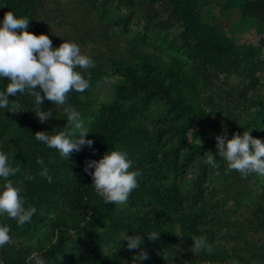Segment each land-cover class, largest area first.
Listing matches in <instances>:
<instances>
[{
  "label": "trees",
  "instance_id": "1",
  "mask_svg": "<svg viewBox=\"0 0 264 264\" xmlns=\"http://www.w3.org/2000/svg\"><path fill=\"white\" fill-rule=\"evenodd\" d=\"M0 4V20L6 11L26 16L29 31L48 34L54 47L74 41L94 60L80 69L88 89L70 92L66 105L43 101L54 113L47 121L32 110L29 92L9 96L18 112L0 109V150L19 168L10 179L37 208L23 225L0 215L12 237L0 247V264H32L33 251L46 264H264V175L227 170L216 149L225 132L230 139L251 129L264 142V0ZM248 30L256 43H239ZM68 105L82 113L94 144L66 160L34 135L67 127ZM114 148L128 150L141 171L125 204L105 202L84 171L86 159ZM212 152L218 167L207 163ZM39 159L51 182L39 175ZM124 233H140L145 259L118 243Z\"/></svg>",
  "mask_w": 264,
  "mask_h": 264
},
{
  "label": "clouds",
  "instance_id": "2",
  "mask_svg": "<svg viewBox=\"0 0 264 264\" xmlns=\"http://www.w3.org/2000/svg\"><path fill=\"white\" fill-rule=\"evenodd\" d=\"M4 6L0 4V7ZM29 23L28 17L16 15L13 11H6L0 20V80L10 78L0 88V109L18 112L20 105L12 104L9 96L29 92L35 97L32 110L43 123L54 115L50 108L42 107L45 99L54 105H66L70 92H83L90 87L89 77L80 69L93 67L94 60L84 54L80 45L74 41L64 40L58 47H54L48 34L29 31ZM64 111L67 113V127L56 132L37 131L34 136L36 140L58 150L67 160L73 151H81L85 146L92 148L94 141L87 138L90 131L82 113L70 105ZM216 149L218 156L227 162V170H237L243 177L251 173L264 175V142L254 137L251 129L242 134L233 133L230 139L226 132L217 135ZM216 157L214 153L207 156V163L218 167ZM38 163L43 166L39 175L51 182L52 175L44 161L39 159ZM133 164L128 150L114 148L99 159H86L84 171L92 176V185L105 202L125 204L132 191L139 186L141 171L133 168ZM18 171L19 168L10 162L9 154L0 150V215L7 214L18 225H23L31 221L37 208L34 205L26 206L22 186L10 179ZM27 179L35 177L29 175ZM10 233L11 226L0 223V247L11 242ZM146 233L150 239L159 235V231ZM122 239L127 241L128 249H141L138 259L147 257L141 248L144 238L140 233L121 234L118 243ZM205 243L203 238L195 240L197 246ZM29 259L32 264H46L45 258L36 251L31 253Z\"/></svg>",
  "mask_w": 264,
  "mask_h": 264
},
{
  "label": "rangeland",
  "instance_id": "3",
  "mask_svg": "<svg viewBox=\"0 0 264 264\" xmlns=\"http://www.w3.org/2000/svg\"><path fill=\"white\" fill-rule=\"evenodd\" d=\"M240 35L241 36H240L239 43H256V41L258 39V35H256L252 31L249 32V30H248V32L242 33ZM116 80H117L116 78H113L112 80L109 79V80H107L104 83L105 86L103 85L104 87H103L102 92H101V98L99 97V100L101 102H104V101L108 100V98H105V97H108V95L110 94V90H111L112 87H113V89L115 88V85H116V82L115 81ZM8 81H9V79H8ZM135 264H140V263H135Z\"/></svg>",
  "mask_w": 264,
  "mask_h": 264
}]
</instances>
